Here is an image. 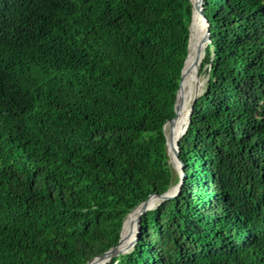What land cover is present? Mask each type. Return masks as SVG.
Masks as SVG:
<instances>
[{
	"label": "trees",
	"instance_id": "16d2710c",
	"mask_svg": "<svg viewBox=\"0 0 264 264\" xmlns=\"http://www.w3.org/2000/svg\"><path fill=\"white\" fill-rule=\"evenodd\" d=\"M189 1L0 0V264H85L177 181L163 126ZM204 14L180 193L107 264H264V0Z\"/></svg>",
	"mask_w": 264,
	"mask_h": 264
},
{
	"label": "water",
	"instance_id": "95a60500",
	"mask_svg": "<svg viewBox=\"0 0 264 264\" xmlns=\"http://www.w3.org/2000/svg\"><path fill=\"white\" fill-rule=\"evenodd\" d=\"M190 4L192 5L193 13H192V20H191V23H190L189 41H190V35H191V24H192V21H193V18H194L195 11L197 12L196 14H198L200 16V18H202L201 22L205 23V36L203 37V40H202L203 49L199 48V50H198V55L200 56V54H203L202 55V59H203L204 56H205V48L208 45V43H210V41H211L209 22L206 19V16L204 14V0H197V3L195 5L192 4L191 2H190ZM189 41H188V50H189ZM187 56H188V54H187ZM187 56L185 58L184 65H185ZM184 65H183L182 72H181L179 88H178L177 93H176V100H175V106H174L175 115H174V117L172 119H170L169 121L165 122V124L163 126V132H164V135H165V138H166L167 153H168L170 162L172 163L173 167L177 171L178 179L164 193H161V194L152 193V194H150L146 200L141 201L140 203H138L131 210V212L128 213V215H130L131 213H135L136 216H135L134 222L132 224L133 229L128 231L129 240H128L126 245L122 246V243H123L122 242V232H123L124 225H125V220H126V218H125V220L123 222V225H122L121 237H120V240H119L118 244L113 246V247H111V248H109L105 252L92 257L85 264H93L95 261L102 262L103 264H107L114 257L120 256L122 254H125V253L131 251L134 248V245H135V243H136V241L138 239L139 230H140V227H141L142 215L147 210H151V209L157 208L162 202H164L166 200H169V199H173L174 197H176L180 193L181 187H182L183 182H184L185 173H184L183 162L179 158V151H180L179 140L185 134V132H186V130L188 128V125H189V122H190V118H191V114H192V111H193V103L197 99V97L200 95V94L199 95L198 94L190 95V98H189L188 101H190L192 99V104H191L190 110H189V112L187 113V116H186V119L188 121V125H187L185 131L180 134V136L177 135V122L176 121L178 120V114L181 112V109L184 107V105H182V107L181 106L179 107L178 104H177V96H178L179 89L181 87ZM200 65H201V63H200ZM188 101H186V102H188ZM169 122H171V125H172L171 127L172 128H171V132H170V137L168 138V136L166 134V125ZM175 136H176V138H175L176 140H175V143H174V137ZM169 148L173 150V153H174V158L173 159H172V157H171V155L169 153ZM153 198H156L159 201L157 202V204L155 206L148 207L149 201L151 199H153ZM134 229H135V231H134Z\"/></svg>",
	"mask_w": 264,
	"mask_h": 264
},
{
	"label": "bare ground",
	"instance_id": "6f19581e",
	"mask_svg": "<svg viewBox=\"0 0 264 264\" xmlns=\"http://www.w3.org/2000/svg\"><path fill=\"white\" fill-rule=\"evenodd\" d=\"M192 4H196L197 0H190ZM195 11L194 18L191 24V35H190V41H189V50H188V56L184 65L183 69V78L181 82V87L178 92L177 96V104L178 106L184 107L181 109V112L178 114V120L177 122V135L180 136L182 132L185 131L188 121L186 119L187 113L190 110V106L192 104V99L190 101V95H195V94H200L203 91V86H204V81L201 80L199 77V70H200V63L202 60V54L200 56L198 55V50L199 48L203 49V37L205 36V23L201 22L202 18ZM199 58V59H198ZM188 101V102H186ZM171 122L167 123L166 125V134L168 138L170 137V132H171ZM176 135V136H177ZM174 137V143H175V138ZM169 153L172 157L174 158V153L173 150L169 148ZM159 200L156 198H153L149 201L148 207H153L157 204ZM136 214L131 213L126 217L125 220V225L124 229L122 232V246L126 245L129 238H128V231L133 229V222ZM135 231V229H134ZM93 264H103L102 262H97L95 261Z\"/></svg>",
	"mask_w": 264,
	"mask_h": 264
},
{
	"label": "rangeland",
	"instance_id": "374dc122",
	"mask_svg": "<svg viewBox=\"0 0 264 264\" xmlns=\"http://www.w3.org/2000/svg\"><path fill=\"white\" fill-rule=\"evenodd\" d=\"M202 55H203V54H202ZM200 66H201V65H200ZM200 68H201V67H200ZM198 74H199V77L201 78V80H203L204 83H205V81H206L205 75H204L203 73L200 74V70H199ZM175 171H176V169H175ZM176 173H177V171H176Z\"/></svg>",
	"mask_w": 264,
	"mask_h": 264
},
{
	"label": "clouds",
	"instance_id": "9594fccd",
	"mask_svg": "<svg viewBox=\"0 0 264 264\" xmlns=\"http://www.w3.org/2000/svg\"><path fill=\"white\" fill-rule=\"evenodd\" d=\"M137 242V241H136ZM136 244V243H135Z\"/></svg>",
	"mask_w": 264,
	"mask_h": 264
}]
</instances>
